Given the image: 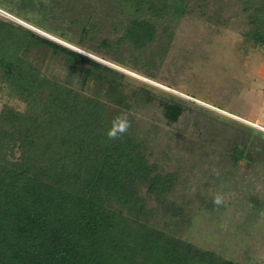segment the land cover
I'll list each match as a JSON object with an SVG mask.
<instances>
[{"label": "trees", "instance_id": "16d2710c", "mask_svg": "<svg viewBox=\"0 0 264 264\" xmlns=\"http://www.w3.org/2000/svg\"><path fill=\"white\" fill-rule=\"evenodd\" d=\"M98 1L104 9L53 0L48 8L64 25L60 32L35 23L128 64L136 50L143 57L157 43L160 26L186 13L176 0ZM245 12L250 29L240 50L252 57L264 49V0H249ZM47 61L59 63L66 78L45 70ZM126 80L101 61L0 18V93L7 89L25 104L19 110L7 103L0 112V264H241L150 219L152 197L166 212L182 208L169 199L176 174L151 162L136 113L156 110L173 126L197 108L144 84L130 89ZM121 112L131 127L109 140ZM231 156L251 161L239 146Z\"/></svg>", "mask_w": 264, "mask_h": 264}, {"label": "rangeland", "instance_id": "374dc122", "mask_svg": "<svg viewBox=\"0 0 264 264\" xmlns=\"http://www.w3.org/2000/svg\"><path fill=\"white\" fill-rule=\"evenodd\" d=\"M25 1L0 0V18L125 73L130 89L139 90L144 84L154 92L184 99L188 109L189 103H196L197 109L186 112L173 126L156 110L136 113L151 162L158 163L161 172L176 174L169 199L182 208L181 214L166 212L152 197L148 200L154 210L150 219L227 259L264 264V49L252 57L240 50L250 29L245 12L249 0H176L186 13L167 21L165 30L159 27L157 43L143 57L133 51L127 61L131 65L88 51L38 26L37 21L62 31L64 25L53 19L48 8L53 7V0ZM86 1L104 9L98 0ZM44 69L66 78L59 63L47 61ZM7 103L25 109L5 89L0 93V112ZM235 146L244 149L250 163L231 156ZM141 190L144 194L146 188Z\"/></svg>", "mask_w": 264, "mask_h": 264}, {"label": "clouds", "instance_id": "9594fccd", "mask_svg": "<svg viewBox=\"0 0 264 264\" xmlns=\"http://www.w3.org/2000/svg\"><path fill=\"white\" fill-rule=\"evenodd\" d=\"M131 127L130 120L126 113L121 112L113 118L111 126L107 130L106 136L109 140H118L123 138ZM217 203L220 201L217 200Z\"/></svg>", "mask_w": 264, "mask_h": 264}]
</instances>
